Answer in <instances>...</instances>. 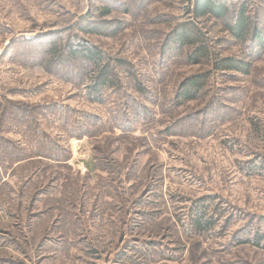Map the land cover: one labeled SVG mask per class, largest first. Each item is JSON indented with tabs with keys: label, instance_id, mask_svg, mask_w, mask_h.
<instances>
[{
	"label": "rangeland",
	"instance_id": "1",
	"mask_svg": "<svg viewBox=\"0 0 264 264\" xmlns=\"http://www.w3.org/2000/svg\"><path fill=\"white\" fill-rule=\"evenodd\" d=\"M246 1L263 28L264 0L231 11ZM189 2L0 0V264H264L241 243L264 234V46L207 19L214 58L250 74L190 63L165 46ZM88 21L97 33L80 31ZM53 40L98 48L116 85L97 95L93 66H48ZM197 74L205 90L179 106ZM75 194L77 210L53 211ZM199 204L214 221L204 233L190 220Z\"/></svg>",
	"mask_w": 264,
	"mask_h": 264
},
{
	"label": "trees",
	"instance_id": "2",
	"mask_svg": "<svg viewBox=\"0 0 264 264\" xmlns=\"http://www.w3.org/2000/svg\"><path fill=\"white\" fill-rule=\"evenodd\" d=\"M232 0H191V5L188 8L190 11L191 22L178 25L174 32L166 40L165 46H170L173 52H183L185 49L188 51V61L190 63H199L201 60L215 59L214 55L217 54L214 43L211 42L206 35L203 34L199 23L203 20L212 19L225 22V31L229 35L231 42L246 43V41L254 40L259 46H264V31L260 28L255 18L249 13V3L243 2L236 11H231L234 7L231 4ZM99 18L102 19L101 27L108 30L110 21L106 20L111 15L110 8L99 9ZM264 19V15H263ZM112 22V21H111ZM115 29L120 30L122 23L117 21ZM88 25L81 26L82 33H97L98 26L94 22L88 21ZM96 26V27H94ZM264 26V21H263ZM217 43L221 44V40ZM46 57L49 59L48 66L63 63L69 64L75 61L81 62L87 66H93V91L97 95H101L102 89L105 87H113L116 85L117 75L113 67L105 63L104 54L96 47L89 46L82 41L77 46L75 45H60L57 41L53 40L49 45ZM215 52V53H214ZM216 69L220 71L241 72L246 75L250 74L251 64L245 60H239L234 57L217 56ZM124 65L123 61H118ZM208 81V75L197 74L184 79L178 87L176 94V102L179 106L185 103L193 102L205 90ZM84 190V189H83ZM78 189L79 193L83 191ZM84 193V192H83ZM81 194L69 195L64 200L63 207H55L53 211H64L66 208L71 207L77 210L76 205L82 203ZM69 198V199H68ZM208 214V209L205 205L199 204L194 207L191 213L192 229L204 233L212 229L214 221ZM53 230V229H52ZM51 230V231H52ZM250 243L255 247L264 250V234H255L248 241L241 242Z\"/></svg>",
	"mask_w": 264,
	"mask_h": 264
}]
</instances>
